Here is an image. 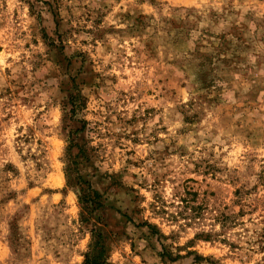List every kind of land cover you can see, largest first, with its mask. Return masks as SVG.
I'll use <instances>...</instances> for the list:
<instances>
[{"label": "rangeland", "instance_id": "1", "mask_svg": "<svg viewBox=\"0 0 264 264\" xmlns=\"http://www.w3.org/2000/svg\"><path fill=\"white\" fill-rule=\"evenodd\" d=\"M93 231L105 264H264V0H0V264Z\"/></svg>", "mask_w": 264, "mask_h": 264}, {"label": "trees", "instance_id": "2", "mask_svg": "<svg viewBox=\"0 0 264 264\" xmlns=\"http://www.w3.org/2000/svg\"><path fill=\"white\" fill-rule=\"evenodd\" d=\"M79 108V104L76 105L74 102L72 104V109ZM74 112V111H73ZM80 200H83L82 198ZM104 246L100 238V234L97 231L92 232V240L89 246V251L85 254L84 264H105L104 258ZM195 261H201L202 257H194Z\"/></svg>", "mask_w": 264, "mask_h": 264}]
</instances>
